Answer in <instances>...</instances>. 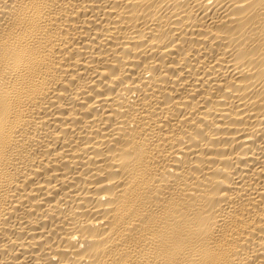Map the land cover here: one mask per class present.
I'll return each instance as SVG.
<instances>
[{"label":"bare ground","instance_id":"1","mask_svg":"<svg viewBox=\"0 0 264 264\" xmlns=\"http://www.w3.org/2000/svg\"><path fill=\"white\" fill-rule=\"evenodd\" d=\"M0 264H264V0H0Z\"/></svg>","mask_w":264,"mask_h":264}]
</instances>
